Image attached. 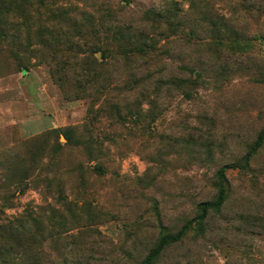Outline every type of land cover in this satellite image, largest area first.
Returning a JSON list of instances; mask_svg holds the SVG:
<instances>
[{"label":"rangeland","instance_id":"rangeland-1","mask_svg":"<svg viewBox=\"0 0 264 264\" xmlns=\"http://www.w3.org/2000/svg\"><path fill=\"white\" fill-rule=\"evenodd\" d=\"M264 129V0H0V264H141ZM154 264H264V144Z\"/></svg>","mask_w":264,"mask_h":264},{"label":"trees","instance_id":"trees-1","mask_svg":"<svg viewBox=\"0 0 264 264\" xmlns=\"http://www.w3.org/2000/svg\"><path fill=\"white\" fill-rule=\"evenodd\" d=\"M264 144V129L259 134L258 138L254 142L252 148L245 154L243 159L238 163L226 164L218 172V178L220 181V188L218 195L214 200L203 201L199 204V213L192 220L188 221L181 229L176 233H166L163 235L157 246L150 251L147 257L142 261L141 264H154L155 260L161 255L164 249L172 244L180 242L188 232L193 228L196 221H205L212 210L220 211L226 201V184L227 175L226 171L232 168H239L247 170L250 167V161L252 155H254ZM0 232L3 234L12 235L14 234L13 222L11 219L6 218L5 222L0 226Z\"/></svg>","mask_w":264,"mask_h":264}]
</instances>
